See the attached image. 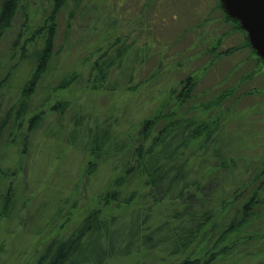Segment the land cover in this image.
<instances>
[{
  "label": "rangeland",
  "instance_id": "1",
  "mask_svg": "<svg viewBox=\"0 0 264 264\" xmlns=\"http://www.w3.org/2000/svg\"><path fill=\"white\" fill-rule=\"evenodd\" d=\"M22 1L25 9L17 13L12 28L0 39V126L8 112L23 100V86L34 70L33 63L23 56V46L34 49L28 42L31 33L49 15L47 1ZM219 2L89 0L76 11L75 2L71 1L69 11L58 15L54 58L27 101L26 120L15 124L10 119L0 131V199L8 195V189L15 198L10 215L0 216V264H34L52 239L66 236L89 212L101 208L98 197L116 176L101 166L87 177L85 172L93 159L68 144L59 132L71 134L82 116L110 119L115 129L126 130L162 108L164 112L171 109V91L176 90L178 95L183 89L181 82L188 76L197 81L193 98L177 111L193 108L188 113H215L218 109L204 111L205 105L228 93L219 108L226 113L225 154L241 167L245 164L260 168L264 159V63L244 47L247 36L224 21ZM85 8L87 13H83ZM97 18L99 31L92 34L90 26ZM117 39L120 45L126 39L133 44L123 67L111 76L124 88L93 92L85 82L55 97L53 88L59 79L72 71L83 73L86 79L98 57L97 50L106 49ZM37 43L41 46L40 38ZM238 47L242 48L233 50ZM229 49L232 52H227ZM126 85L136 86L137 90L128 92ZM49 96L50 100L44 102ZM56 100L67 104L62 115L50 112ZM167 102L172 103L166 107ZM35 115L42 117V122L39 129L30 132L29 119ZM20 123L22 128L16 129ZM248 178H238L237 183L244 190ZM219 181L225 183L226 196H231L238 185L228 176L207 177L205 194L209 199L218 193ZM263 181L261 177L253 186L257 188ZM253 192L247 191L234 208H228L221 223L229 225L233 215L240 219L239 202ZM258 200L261 204L237 232L218 245L215 239L204 243L196 257L213 258L211 264H264V190ZM134 207L142 208L143 204L138 201ZM166 207L154 208V225L173 212ZM105 209L122 218L134 208ZM180 260L181 257L168 256L158 249L141 248L127 257H113L105 264H177Z\"/></svg>",
  "mask_w": 264,
  "mask_h": 264
},
{
  "label": "trees",
  "instance_id": "2",
  "mask_svg": "<svg viewBox=\"0 0 264 264\" xmlns=\"http://www.w3.org/2000/svg\"><path fill=\"white\" fill-rule=\"evenodd\" d=\"M49 3V15L43 19L31 33L33 50L23 46V56L34 65L30 79L22 89L21 100L4 117L0 131L10 119L26 120L27 104L48 71L54 58L57 17L62 11H69L71 1L75 2L76 11L89 0H45ZM224 21L231 23L238 32L247 34L240 24L229 18L221 7ZM22 0H3L0 4V39L12 28L17 13L24 10ZM92 11H96L92 9ZM83 13H87L86 8ZM25 14V13H24ZM72 17V14L70 15ZM99 19H94L90 32L99 31ZM31 30V28L29 29ZM41 46H38V39ZM120 39L100 48L98 57L92 62L89 76L72 71L65 74L55 87V97L73 86L86 84L93 92H114L122 89L123 84L111 79L112 74L120 70L133 44H119ZM246 45L256 55L246 38ZM218 44H221L219 41ZM242 47L235 48L238 50ZM138 52V51H136ZM227 52H232L229 49ZM137 57V55H136ZM137 60V59H134ZM132 61V64L134 62ZM258 61H261L257 57ZM133 73L129 74L131 82ZM197 81L188 76L181 82L182 91L176 95L172 90L170 97L173 105L165 112L159 110L152 117L137 124H130L126 130L115 129L110 119L100 121L90 116L78 118L71 134L63 130L60 136L66 142L87 154L94 162L89 163L85 172L87 177L94 175L98 167H107L114 175L107 189L98 197L101 208L92 210L71 232L62 238H54L46 246L34 264H105L113 257H127L136 250L158 249L168 256L181 257L177 264H211L213 258L202 260L196 257L197 250L215 239V245L223 242L251 215L252 210L261 204L259 193L264 190V181L257 188L255 182L264 178V159L260 168L240 166L233 157H228L223 149V124L225 114L219 110L228 93L205 105L204 111L218 109L215 113H188L181 111L185 102L193 98ZM1 86V85H0ZM137 87L126 85V91H136ZM234 92V90H233ZM232 92V93H233ZM50 100V96L44 102ZM165 104L168 107L170 103ZM67 104L55 101L50 112L62 115L67 111ZM195 109H197L195 107ZM163 111V112H162ZM11 113L14 115L11 116ZM42 117L35 115L29 119L30 132L40 128ZM17 124V128L23 124ZM17 133V131H15ZM25 148V147H24ZM3 175H6L4 170ZM228 176L235 182L236 189L231 196H226L225 183L218 182L214 198L205 194L207 177ZM248 176L245 188L237 183L238 178ZM238 179V180H237ZM240 185V187H239ZM253 194L239 202L242 212L240 219L233 215L229 225L225 226L222 217L228 208H234L247 191ZM214 195V194H213ZM14 193L8 189V195L0 199V216L8 217L14 209ZM228 197V198H227ZM140 201L142 208H135ZM164 205L173 209L164 221L154 225V208ZM116 206L132 209L126 217L110 215L105 208ZM238 206V205H237ZM237 212V213H238Z\"/></svg>",
  "mask_w": 264,
  "mask_h": 264
},
{
  "label": "water",
  "instance_id": "3",
  "mask_svg": "<svg viewBox=\"0 0 264 264\" xmlns=\"http://www.w3.org/2000/svg\"><path fill=\"white\" fill-rule=\"evenodd\" d=\"M225 14L247 34L256 56L264 63V0H220Z\"/></svg>",
  "mask_w": 264,
  "mask_h": 264
}]
</instances>
